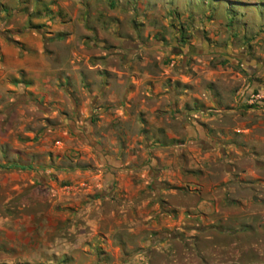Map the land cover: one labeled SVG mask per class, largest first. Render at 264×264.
Returning a JSON list of instances; mask_svg holds the SVG:
<instances>
[{
  "label": "rangeland",
  "instance_id": "1",
  "mask_svg": "<svg viewBox=\"0 0 264 264\" xmlns=\"http://www.w3.org/2000/svg\"><path fill=\"white\" fill-rule=\"evenodd\" d=\"M0 264H264V0H0Z\"/></svg>",
  "mask_w": 264,
  "mask_h": 264
}]
</instances>
